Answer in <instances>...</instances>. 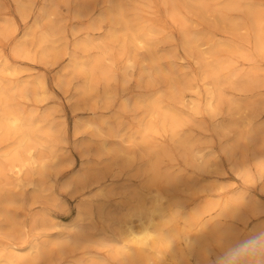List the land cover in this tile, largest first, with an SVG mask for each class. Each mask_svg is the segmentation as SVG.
I'll return each instance as SVG.
<instances>
[{
  "label": "rangeland",
  "instance_id": "1",
  "mask_svg": "<svg viewBox=\"0 0 264 264\" xmlns=\"http://www.w3.org/2000/svg\"><path fill=\"white\" fill-rule=\"evenodd\" d=\"M231 3L238 8L228 9ZM118 6L127 21L147 36L139 49L118 21L114 9ZM22 7L25 10L21 11ZM247 7L264 12V0H0V90H15L21 84L27 89L35 86L39 98L10 93L8 100L25 118L41 120L36 126L38 144L29 150L25 144V149H18L27 151L30 159L20 175L4 158L16 147V138L0 131V166L6 171L0 178V196L11 193L16 198L9 217L17 216L13 226L0 215V250L18 251L20 256L33 252L35 256L32 246L53 243L64 230L51 224L62 222L71 228L80 220L82 209L81 224L90 241L65 251L54 247L41 264H121L114 259L124 245L115 221L143 181L137 173L142 168V154L135 144L141 138L138 131L148 116V104L139 101L153 96L186 121L178 129L180 135L206 148L204 152L213 154L218 162L211 173L200 174L181 155L170 128H159L154 140L168 151L162 170L215 184L214 189L200 193L177 192L183 198L182 212L211 203L216 207L205 214L209 227L234 226L239 237L254 235L258 226L264 229V143L257 142L260 137L250 136L264 123V105H260L264 98V50L254 41L256 30L245 13ZM192 34L210 39L202 50L217 46L219 51L216 47L205 57L196 49L188 50L184 39ZM81 44L88 46L82 48ZM129 59L133 67H128ZM74 61L83 70L97 62L91 74L92 91L84 97L79 90L85 76H90H84V71L75 73ZM154 68L159 71L152 77ZM210 68H217L219 80ZM41 82L46 90L39 87ZM64 83L68 85L62 86ZM209 99L217 115L207 111ZM0 103L1 115L7 104ZM234 103L247 110L234 116L237 127L221 134L218 127L229 123ZM157 119L151 118L156 125ZM130 134L134 143H122ZM223 148L234 149L249 176L237 174ZM43 168L48 173L41 189L37 173ZM83 173L87 178L80 184L76 178ZM98 186L104 191H97ZM233 199L241 200L244 220L220 214L219 204ZM216 250L209 263L230 264V257H218ZM260 258L264 262V249ZM189 264H198L196 258L189 257Z\"/></svg>",
  "mask_w": 264,
  "mask_h": 264
},
{
  "label": "bare ground",
  "instance_id": "2",
  "mask_svg": "<svg viewBox=\"0 0 264 264\" xmlns=\"http://www.w3.org/2000/svg\"><path fill=\"white\" fill-rule=\"evenodd\" d=\"M236 8H238L237 4L231 3L228 6V9H236ZM21 9H22L21 11L25 10V8L23 7ZM114 9H117V11L116 10L115 11L117 18L119 19L118 21L124 26L125 30L128 33H131L130 42L132 43L134 48L139 49L138 48L139 45L145 42L147 36L140 31L139 26H133L130 24L131 22L129 23L127 21L126 17L124 16L123 9H121L120 6H118L117 8L115 7ZM228 9H226V11ZM115 11L113 15H115ZM245 13H247V17L250 20L252 26L254 27V30H256L257 40L254 41H256L257 48L263 51L264 50V12L260 11V9L258 10L257 8L247 7ZM101 19L104 20L105 16H102ZM209 43H210V39L201 34L186 35L184 39V46L188 50L196 49L199 51V54H201L202 56H205L209 51H214L216 49L217 46H214L208 51L202 50V48L206 47ZM87 46L88 45L81 44L82 48ZM21 48L22 47L20 46L18 50ZM217 50L219 51L218 47ZM148 55H150V53ZM153 58H150L149 56L147 57V59L150 60L151 63L155 64L156 60H154L155 58L154 59ZM132 64H133L132 59H129L128 67H133ZM95 66H97V62H94L93 65L91 64L90 70L88 69L83 70L82 65H80L76 61L73 62L72 70H74L75 73L79 74V73H83L84 71V76L85 75L90 76L89 78L85 76V81H84L85 84H83L82 85L83 87L79 90L80 94L83 97L88 95L89 92L92 91L91 74L94 71ZM158 71L159 70L155 69L153 72H151V76L152 77L155 76L156 73H158ZM210 71L212 76L214 75L217 76V79L219 80L217 68L215 70L214 68H210ZM103 77L105 79H108V77L104 73H103ZM38 85L43 90L47 89L44 82L38 83ZM66 85L68 84L67 83H64V85L62 84V86H66ZM187 85L188 84H186L185 87L184 86L183 87L186 88ZM20 86H17L18 88H16L15 90L14 87L13 89L3 88L2 90H0V102H4L5 104H7V106L2 109V114L0 115V131L2 135L9 134L10 136L15 137L17 141L16 147L13 148L11 151L6 152L4 158L12 168V171L13 169L16 170L18 175H20L19 173H21L23 167L30 160L26 155L27 151H19L18 149L24 148L23 144H25V148H27L28 150L31 149L34 145L38 144L40 135L38 133V130L36 129V126L41 122L40 119L34 118L33 116L25 118L26 117L25 115L24 116L21 115L22 114L21 111L15 110L14 108L15 103L12 104V101L10 102L8 100L9 95L12 97V95L16 96L19 94H27V93L28 95L33 94L39 98V95L36 93L35 86L32 88L28 87L29 89H27V86L25 87L22 84ZM176 95H178V93ZM175 97L177 98V100L180 99L179 96H175ZM144 103L148 104V108L146 109L148 118L145 117L144 120H142L141 129L138 131V134H140L141 138L140 141L137 140L138 143L135 144L142 154L141 155L143 159L142 168L140 167L137 170V173L139 174V177L143 178V181L141 182L139 188L133 190L132 199L124 205V211L117 216L118 221H115L118 222L116 226L120 231V235L122 236L124 245L121 248L117 249L114 255V259L121 262V264H172V263L175 264L176 262L179 264H189V257H195L198 264H210L209 257L212 251L217 249L218 257L220 256L230 257V264H264V262L260 258V254L264 249V229L262 227L258 226L253 230L254 235L255 234L261 235L260 236L261 238L255 245H251L247 249L237 251V248L241 243V241L247 240L248 238L254 235L250 234L243 237H239V234L234 226L209 227L210 225L208 226L205 220V214L211 211L213 208H215L216 205L211 203L204 204L203 207L195 208L186 213L182 212L183 198L181 199L178 196L179 194L177 192L179 191L183 192V190H188L187 192H189V190H192L195 193L197 192L200 193L202 191H205L206 189L207 190L214 189L215 184L213 183L203 184L202 181H199L198 179L193 177H189V176L185 177L182 176V174L177 175L169 171L164 172L162 170V164H163L164 156L168 155V151L165 148H162V146L157 145L156 141L154 140V136L160 134L159 128L160 127L163 129H166L168 127L170 128L174 143L178 145V148L181 151V155L185 158L186 162H188L191 166H194L195 169L200 174L211 173V170L214 168V166L217 165L218 162L216 163V157H214L213 154H206L204 152L206 148L199 147L197 146L198 145L197 142H195L193 139H189L188 137L185 138V136L180 135L178 129L180 130L182 125H185L184 124L185 120L181 116L177 115L178 113L177 111L175 112L170 111L162 107L161 101L156 96H153L148 100H144V101L142 100L141 102L139 101V104L141 105H143ZM236 103H234L229 109L232 116L229 120V123L225 126L223 125L218 127V131L221 134H226L230 127L231 128L237 127V122L234 116L235 115L237 116V114H242V112H245L247 110L246 109L244 111L245 107L243 108L241 104H236ZM260 105H264V98L263 101L260 103ZM207 111L213 115L218 114V111L216 110V108H214L212 104V99H209ZM153 116L154 118L155 116L158 117L159 119L158 125H156L151 120ZM101 129H102L101 126H99L98 130L101 131ZM78 130H80V128L76 127V131ZM114 133H115L114 135L115 137H120L119 133L117 132ZM263 134H264V123L256 126L255 129H253V134L252 135L250 134V136L252 138L260 137V140L257 142L261 141V143H264L263 141L264 138L262 139L261 137V135ZM242 136L241 134H239V139H241ZM121 140L122 143H126V142L134 143L135 138L134 135L130 134V136H128L126 139L123 138ZM232 143L234 144L233 141ZM228 145L229 144H227V146ZM103 148H105V145H103ZM239 148L240 147H238V149ZM223 149L225 152L224 154L228 156L227 159L233 162V167L235 168L237 174L243 176L248 175L247 174L248 170L245 171L243 165L236 159L235 156L237 155H234L233 152L234 149L233 150L231 148L230 149L223 148ZM254 150L258 151L256 149ZM259 154L260 153H258V155ZM259 164L260 163L258 162L257 165L259 166ZM47 170L48 169L43 168L40 172L37 173L42 182L41 189L43 187V183L48 173ZM4 171H5V167L0 166V175H1L0 178L4 175ZM84 177L87 178V176H85L83 173L77 176L76 181L82 184L85 182ZM0 190L2 189L0 188ZM97 191L103 192L104 189L102 186H98ZM10 194H5L2 197L0 196V215H2L3 217L4 216L7 217V220L10 219L11 217L10 207L15 205L16 203L15 202L16 198L14 199L13 196ZM219 206L221 212L220 214L223 217L232 218L241 221L244 220V217L246 216V212L242 211L244 209H242V202L240 199H233L230 200L229 202L221 203L219 204ZM82 208L84 209V207ZM80 211L78 216V218L80 217L79 218L80 220L77 221L76 224L71 228L66 227V225H63L62 222H58V223L51 222L52 223L51 226L53 228L61 229V230L64 229L65 231L64 230L63 232L61 231L58 234L59 237H57L53 243L47 244L45 246H43L42 244H36L35 246H32L30 250L36 251L35 256H33V252H30L25 256H20L19 254H17L18 251L15 252L11 250L6 252L4 248L3 250L2 249L0 250V264H41L48 260L51 254L50 252L52 249H54V247L61 249L64 248L65 251V248L67 247L79 248L80 246L86 244V241H90V240H89V236L86 233V230L81 224L82 216ZM14 217L8 220L13 226L16 225V222L13 221ZM47 221L45 222L46 224L50 223ZM65 235H69V237L67 236V238H65Z\"/></svg>",
  "mask_w": 264,
  "mask_h": 264
},
{
  "label": "clouds",
  "instance_id": "3",
  "mask_svg": "<svg viewBox=\"0 0 264 264\" xmlns=\"http://www.w3.org/2000/svg\"><path fill=\"white\" fill-rule=\"evenodd\" d=\"M259 239H260L259 234H257V235H254L248 238L247 240L241 241V243L239 244L237 248V251H241V250L247 249L251 245H255L259 241Z\"/></svg>",
  "mask_w": 264,
  "mask_h": 264
}]
</instances>
